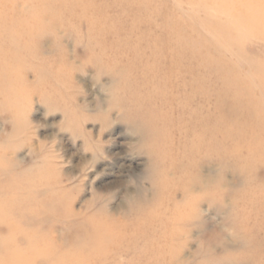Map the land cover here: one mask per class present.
Here are the masks:
<instances>
[{
	"label": "rangeland",
	"instance_id": "374dc122",
	"mask_svg": "<svg viewBox=\"0 0 264 264\" xmlns=\"http://www.w3.org/2000/svg\"><path fill=\"white\" fill-rule=\"evenodd\" d=\"M78 1L68 3L77 16L81 14ZM85 1L101 5L108 18L122 13L128 23L135 15L144 17L141 11L146 8L135 0ZM198 1L199 7L189 5L188 0H156L153 11L173 24L184 22L194 28L201 50L210 58L204 75L210 86L221 87L226 130H233L235 137L225 141L220 163L214 158L205 163L204 173L213 178L219 172L221 186L210 187L209 193L215 197L198 208L197 223L185 229L184 239L173 240L168 256L157 257L166 240H148L153 255L143 252L147 253L144 264H264V114L253 118L250 112L264 109V0H242L241 4L228 0L226 13L217 16L211 12L214 19L209 23L217 27V34L201 20L210 16L211 2L222 9V0ZM27 2L0 4L2 14L28 17L32 24L43 22L27 36L26 46L7 53L14 63L0 61V202L10 200L19 208L18 217L0 223V234L9 226L18 228L30 217L46 220L43 230L52 225V240L64 246L72 244L78 232L72 229L73 218L65 223L48 220L47 211L54 203L68 206L81 222L101 210L103 218L125 225L133 222L131 203L137 205L145 194L152 196L154 189L147 178L149 158L145 149L143 153L137 149L139 135L126 114L133 103L124 96V89L113 88L114 76L89 59L92 42L84 36V19L74 18L79 25L67 28L63 10L52 13L60 8L57 3L48 7L40 2L32 11ZM241 7L248 10L241 11ZM256 13L261 20L257 29L262 33L252 27ZM88 15L92 21L97 10ZM231 23L239 28L231 31ZM166 30L160 29L162 33ZM20 39L19 34L11 35L16 43ZM217 43L222 48L214 46ZM126 55L124 67L133 56ZM188 81L186 78L184 83ZM215 104L214 98H208V109ZM233 117L238 122L232 126ZM157 229L150 234L158 235ZM32 241L43 248V240ZM118 243L128 246L130 254L118 257L108 252L104 264H136L141 255L137 250L146 242ZM110 245L104 240L92 241V246ZM21 246L24 248H18L25 250L26 245ZM10 247L7 241L4 248Z\"/></svg>",
	"mask_w": 264,
	"mask_h": 264
},
{
	"label": "bare ground",
	"instance_id": "6f19581e",
	"mask_svg": "<svg viewBox=\"0 0 264 264\" xmlns=\"http://www.w3.org/2000/svg\"><path fill=\"white\" fill-rule=\"evenodd\" d=\"M5 1L7 0H0V4ZM69 1L29 0L27 4L30 10L35 11L40 2L41 6L48 7H54L57 3L60 8L54 9L52 13L57 14L63 10L62 14L67 17L62 21L67 28L79 25L74 18L79 22L84 19L87 26L84 36L88 42H92L89 43L92 50L89 59L99 69L114 76L113 88L124 89V96L127 94L129 101L133 103V107L128 108L126 114L132 118V130L139 135L137 149L141 152L145 149L144 153L149 158L147 178L154 194L141 196L136 201L137 205L131 203L133 222L125 225L103 218L101 210L81 222L74 218L68 206L54 203L52 208L46 207L49 209L48 220L65 223L73 218L71 221L75 222L72 229L78 232L76 240L70 245H58L52 240V225L43 230L41 226L46 220L40 222L27 217L18 228L9 226L4 235L0 234V263L104 264L108 252L113 251L118 257L130 254L128 246L118 243L119 240H145L146 243L137 250L141 255L135 261L136 264H144L147 253L143 252H149V257L153 255V245L148 240H166L157 257L168 256L172 254L170 245L173 240L184 239L188 234L185 229L199 219L196 213L198 208L215 197L210 195V187L221 186L219 172L213 178L204 173L205 163L209 158L220 163L225 156V141L235 137L233 130H226L221 87L210 86L204 75L206 62L210 58L201 50L194 28L184 22H180V25L173 24L154 14L153 5L156 0H135L146 7L141 11L144 17L135 15L129 23L122 13L116 14V18H108L103 14L101 5L85 0L78 1L81 4V14L77 16L75 9L68 7ZM188 2L196 7L201 5L198 0ZM235 2L241 4L242 0ZM210 5V16L201 22L212 33L217 34V27L209 23L214 19L211 12L217 16L226 13L230 2L222 0V9L216 8V2H211ZM94 10H97L98 15L90 21L88 13ZM246 10L248 9L241 7V11ZM4 14L0 10V48L5 49L0 52V61L14 63V58H10L7 53L26 46L27 36L43 22L36 25L29 22L28 17L26 19ZM81 15L84 18H80ZM254 17L256 19L252 27L262 33V29H257L261 21L258 20L259 15L256 13ZM235 24L231 23V31L239 28ZM162 27L167 28L166 32L160 31ZM13 34L22 37L19 43L11 40ZM133 36L136 40L130 41ZM214 46L222 48L219 43ZM126 54L133 56L129 59L128 66L124 67L122 62H128ZM194 61L197 62L196 65L193 64ZM214 73L220 75L219 71ZM186 78L189 81L184 83ZM218 78L224 81L223 77ZM210 97L216 101L212 109H208L206 105ZM116 103L114 100V104ZM250 112L254 118L263 115L264 109ZM195 114L197 116L194 117ZM101 119L106 121L105 117ZM236 121L238 122L237 118L232 123L229 121V125H237ZM99 151L97 148V155L100 154ZM177 196L180 197L179 200ZM261 200L264 203L263 198ZM18 209L10 200L0 202V223L18 217ZM154 227H158L159 231L155 236L150 234ZM32 240H43V248L35 247V241ZM100 240L108 241L111 245L92 246V241ZM7 241L10 242L11 249L4 248ZM23 244L26 248L20 250L18 246L24 248L21 246ZM27 250H32V253H26Z\"/></svg>",
	"mask_w": 264,
	"mask_h": 264
}]
</instances>
